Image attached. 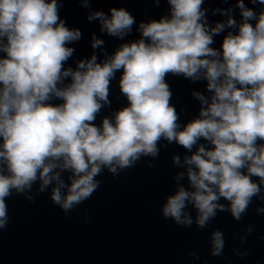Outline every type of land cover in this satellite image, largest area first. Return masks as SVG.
Here are the masks:
<instances>
[{"label": "clouds", "instance_id": "9594fccd", "mask_svg": "<svg viewBox=\"0 0 264 264\" xmlns=\"http://www.w3.org/2000/svg\"><path fill=\"white\" fill-rule=\"evenodd\" d=\"M161 2L151 0L157 8ZM163 2V15L139 23L123 7L90 10L86 18L99 23L101 34L125 41L135 27L139 36L101 59L105 42L93 33L92 54L73 68L66 66L76 51L70 45L83 34L61 18L64 0H0V231L13 195L33 202L50 190L51 203L70 218L100 187L98 176L116 177L142 158H157L162 141L187 153L171 157L181 170L160 207L165 220L203 230L218 213L239 222L254 199L264 204V0H235L228 8ZM78 3L91 9V0ZM210 15L224 19L210 22ZM117 73L126 105L97 124L111 107ZM170 75L204 83L191 92L198 113L183 124L184 109L171 103ZM255 212L264 214V206ZM242 231L243 245L254 227ZM225 246L223 232L212 230L210 255L224 257ZM232 255L249 252L237 247Z\"/></svg>", "mask_w": 264, "mask_h": 264}, {"label": "water", "instance_id": "95a60500", "mask_svg": "<svg viewBox=\"0 0 264 264\" xmlns=\"http://www.w3.org/2000/svg\"><path fill=\"white\" fill-rule=\"evenodd\" d=\"M248 4V0H245ZM235 0L223 4L220 0H207L206 8L234 7ZM253 7L252 5H248ZM125 8L137 23L149 19H158L167 11L166 3L155 7L151 0H91V9L80 6L78 0H64L60 16L70 28L79 29L82 39L70 45L75 48L74 56L68 65L89 57L91 34L103 39L104 48L97 50L112 54L122 42L133 41L139 33L135 27L133 33L119 41L101 34L98 22H89L90 10L108 12L110 8ZM259 10V5L255 6ZM239 19L238 14L236 15ZM221 16H209L210 22L220 21ZM223 34L215 38L216 48L220 47ZM119 73L112 82L111 107L105 108L97 117L99 124L102 116L126 105L118 88ZM172 90V101L181 113L183 124L198 113L199 104L191 92L202 91L204 83H192L182 77H168ZM161 142L159 156L155 159L142 158L136 165L113 177L105 171L97 179L100 187L90 200L79 205L65 217L50 200V190L44 194H35L29 202L23 196L13 195L8 205L9 222L0 231V264H264V214L257 215L256 207L264 206L254 199L247 214L241 221H234L229 213H218L216 219L206 229L177 227L171 220L160 215V207L167 195L172 194L174 185L172 176L181 169L172 166L171 157L187 154L175 145L163 147ZM151 163L152 167L148 164ZM67 173L64 174L67 182ZM255 179V178H254ZM186 186V181H182ZM224 203V201H221ZM192 211L191 208L187 209ZM194 215V213H193ZM85 216L89 223L83 222ZM253 225L254 231L241 244L243 228ZM223 232L226 246L224 257H212L209 253V235L212 230ZM248 251L249 255L240 259L232 255L233 248ZM195 252L199 259L189 255Z\"/></svg>", "mask_w": 264, "mask_h": 264}]
</instances>
